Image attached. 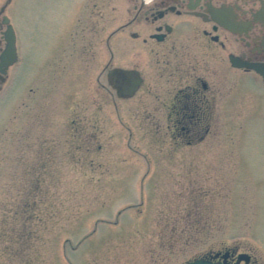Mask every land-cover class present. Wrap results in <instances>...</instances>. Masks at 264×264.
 <instances>
[{
  "label": "rangeland",
  "instance_id": "1",
  "mask_svg": "<svg viewBox=\"0 0 264 264\" xmlns=\"http://www.w3.org/2000/svg\"><path fill=\"white\" fill-rule=\"evenodd\" d=\"M57 38L23 33L27 60L0 92V264H185L252 244L264 259L262 134L248 128L244 161L217 113L212 138L175 146L145 127L151 102L115 112L71 70L66 91L31 83Z\"/></svg>",
  "mask_w": 264,
  "mask_h": 264
},
{
  "label": "flooded vegetation",
  "instance_id": "2",
  "mask_svg": "<svg viewBox=\"0 0 264 264\" xmlns=\"http://www.w3.org/2000/svg\"><path fill=\"white\" fill-rule=\"evenodd\" d=\"M47 10L52 24L42 27L40 14ZM40 30L58 38L30 81L35 85L57 82L66 91L72 71L73 85L95 83V95L105 90L115 112L118 100L151 102L145 127L172 135L175 146L181 138L202 142L214 132L217 113V132L236 128L244 161L249 130L252 144L259 132L264 141V0H7L0 4V92L16 83L27 60L23 33ZM205 258L264 264L253 244Z\"/></svg>",
  "mask_w": 264,
  "mask_h": 264
},
{
  "label": "water",
  "instance_id": "3",
  "mask_svg": "<svg viewBox=\"0 0 264 264\" xmlns=\"http://www.w3.org/2000/svg\"><path fill=\"white\" fill-rule=\"evenodd\" d=\"M10 31L7 35V49H6V54L10 56L13 52V47H14V37H13V32L11 30V27H9ZM185 264H222L220 262H213L211 259H204V258H198L192 261H188Z\"/></svg>",
  "mask_w": 264,
  "mask_h": 264
}]
</instances>
